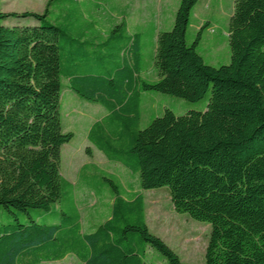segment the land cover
<instances>
[{
  "label": "trees",
  "instance_id": "1",
  "mask_svg": "<svg viewBox=\"0 0 264 264\" xmlns=\"http://www.w3.org/2000/svg\"><path fill=\"white\" fill-rule=\"evenodd\" d=\"M197 1L180 0L172 27L156 33L94 20L87 0H47L40 13L4 12L0 0V205L10 213L0 264H147L149 248L187 264L146 224L143 190L159 187L175 211L210 225L204 264H264V0H234L230 62L219 66L196 49L207 22L186 42ZM151 57L156 80L142 76ZM63 82L105 109L86 137L135 182L80 166L77 182L107 210L88 231L60 173V148L74 135L61 125ZM146 91L188 101L210 93L203 109L166 107L140 128Z\"/></svg>",
  "mask_w": 264,
  "mask_h": 264
},
{
  "label": "rangeland",
  "instance_id": "2",
  "mask_svg": "<svg viewBox=\"0 0 264 264\" xmlns=\"http://www.w3.org/2000/svg\"><path fill=\"white\" fill-rule=\"evenodd\" d=\"M47 0H1V10L4 12L33 11L42 12ZM117 6L115 13L119 16L121 11H127L132 23L145 27L149 20L154 22L157 30H167L173 25L174 14L180 0H111ZM234 0H198L191 10L190 22L186 32V42L191 44L197 31L204 22L207 24L201 29V40L196 49L204 61L213 66L230 62L229 45V17L233 11ZM126 6V7H125ZM125 7V9H123ZM111 5L105 6L104 11H111ZM123 11V12H124ZM103 11L94 10L92 16L101 19ZM100 15V16H99ZM116 20H120L118 17ZM26 21V19L24 20ZM32 23V22H19ZM150 68L156 70L155 64L150 60ZM146 73V71L144 72ZM64 83L60 96V118L64 131H72L73 137L69 142L63 143L60 148V173L73 185L75 203L81 213V226L86 230L89 224L87 215L92 223H100L106 217V207L101 199L88 197L86 186L77 182L78 170L85 163H94L100 170L120 178L125 185L134 182L130 171L119 163L107 160L106 156L94 147L87 139V131L96 119L105 114V109L95 102L85 101L71 91ZM209 91L198 101H188L174 95L157 91H149L142 99V116L140 128L149 123L150 115L155 117L161 114L166 107H170L176 114H183L187 110L203 109L209 97ZM91 146V156L87 155L85 148ZM127 188V187H126ZM145 204L146 224L153 234L160 237L180 258L187 264H204V253L210 233L207 222L196 220L187 213L174 210L168 189L159 187L143 190ZM110 200L104 199L103 203ZM90 208V210H88ZM102 212V213H101ZM101 214V215H100ZM103 214V215H102ZM10 213L0 205V222L7 221ZM23 216H21L22 218ZM146 261L149 264H166L162 256L154 249L149 248ZM41 264H80L74 257L67 256L61 260L45 261Z\"/></svg>",
  "mask_w": 264,
  "mask_h": 264
},
{
  "label": "crops",
  "instance_id": "3",
  "mask_svg": "<svg viewBox=\"0 0 264 264\" xmlns=\"http://www.w3.org/2000/svg\"><path fill=\"white\" fill-rule=\"evenodd\" d=\"M87 1H89L90 3H89V7H91V10H90V14H91V16H92V13H93V9L94 10H100V11H103L102 12V14H100L101 15V19H98V21H100V22H103V20L105 21V22H107V20H109V19H112L113 20V22H121V21H125V22H127L128 23V27L130 28V29H134V30H137V29H143L144 27H139V26H137V24H134V23H132L133 21H132V19H131V16H128V14H127V11H124V10H122L121 11V15H119V16H117L116 14L117 13H115L116 12V8H117V6H113V4H111L112 3V1L111 0H102V1H93V0H87ZM110 6L111 5V7H112V9H111V11L110 10H108V11H104L105 10V6ZM126 7V6H125ZM125 7L123 8V9H125ZM124 11V12H123ZM99 15V16H100ZM155 16H156V18H154L153 20H149L148 22L149 23H147L146 24V26L145 27H148V26H151V25H153L154 27H155V31H156V33L159 31V30H157L156 29V26H155V24H154V22H156L157 21V13L155 14ZM119 18L120 20H116V18ZM94 20H97V19H94ZM102 31L103 32H105V29L103 28L102 29ZM153 51H154V48H152V50H151V54H153ZM148 60H150L151 62H153V59H152V57L151 58H148ZM150 65L151 64H149V61L147 62V66H146V69H145V71H146V73H142V76L144 77V78H147V79H149V80H156L157 79V73H156V71L153 69V67L152 68H150ZM147 92H149V91H146V92H143L142 93V99H143V96L145 95V94H147ZM153 117V115L151 116L150 115V118H152ZM149 118V119H150ZM89 147H91V146H89ZM88 210H90V208H88ZM106 212H107V210H106ZM102 213V212H101ZM101 215V214H100ZM103 215V214H102ZM92 215H90V214H88L87 215V221L89 222V224L86 226V230H84V228L82 227V231H88L90 228H91V225L93 224L92 223V220H91V217ZM81 220V219H80ZM82 225V224H81ZM67 257V256H66ZM41 264V263H40Z\"/></svg>",
  "mask_w": 264,
  "mask_h": 264
}]
</instances>
